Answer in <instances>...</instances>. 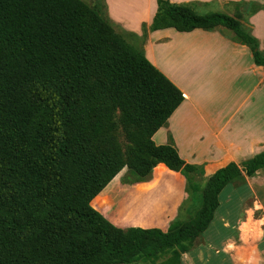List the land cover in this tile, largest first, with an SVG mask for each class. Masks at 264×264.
<instances>
[{"label":"trees","instance_id":"obj_1","mask_svg":"<svg viewBox=\"0 0 264 264\" xmlns=\"http://www.w3.org/2000/svg\"><path fill=\"white\" fill-rule=\"evenodd\" d=\"M157 3L152 30L223 25L252 44L264 66L256 39L234 17ZM183 100L98 6L0 0V264H180L212 221L222 190L264 168L262 151L230 162L202 186L198 166L152 139ZM159 163L198 194L201 206L189 221L176 219L167 231L120 228L92 206L124 168L122 183L133 185L150 180Z\"/></svg>","mask_w":264,"mask_h":264},{"label":"crops","instance_id":"obj_2","mask_svg":"<svg viewBox=\"0 0 264 264\" xmlns=\"http://www.w3.org/2000/svg\"><path fill=\"white\" fill-rule=\"evenodd\" d=\"M169 1L189 5L201 15L224 12L234 17L264 53V0ZM89 3L98 6L115 26L138 35L157 7V0ZM144 51L184 96L153 135L157 145H173L184 161L202 170L204 179L230 162L241 165L264 151V66L254 61L252 44L240 41L223 25L189 32L165 28L149 31ZM158 166L164 171L159 175L154 168L152 178L145 182L117 184L113 179L97 195L107 199L106 206L95 207L93 200L92 206L117 227L167 231L172 221L188 215L187 182L164 163ZM155 179L164 197L160 211L147 215L146 224L127 220L131 209L134 218L138 200ZM236 182L222 190L212 221L194 247L181 255L180 264H264V168L245 175L243 183ZM229 185L232 189L224 194ZM234 201L240 203L238 212L233 210Z\"/></svg>","mask_w":264,"mask_h":264},{"label":"rangeland","instance_id":"obj_3","mask_svg":"<svg viewBox=\"0 0 264 264\" xmlns=\"http://www.w3.org/2000/svg\"><path fill=\"white\" fill-rule=\"evenodd\" d=\"M84 1H86L88 4L91 5V3H89V2H91V0H84ZM91 6H93V5H91ZM155 10H156V12L154 13V15L151 18V20L148 23L143 24V26H142V33H140L139 35L136 34V33H128V31H126V29L124 27H122V25L119 26L120 27L119 28V27L115 26L111 21H110V23L114 26V29H115L116 33L120 36V38L122 39V41L131 44L132 46H134L137 49L141 50L145 54V51H144V43H145V41H146V39L148 37L149 31H152L151 26H152L154 17L156 15L157 11H158V3H157V7H156ZM115 117H116V120H117L118 124L121 125V121H120V118L121 117H120L119 112H116L115 113ZM155 171L159 175L163 172V170H161L159 167H155ZM125 172H126V168H124L114 178V181H116L117 184H123L122 183V178H123ZM196 177H197L198 180L201 181L200 182L201 185L204 186V184L206 182V179L202 178V175H200V174H198ZM239 182L240 181L236 182L235 184L236 185L241 184V182L240 183ZM231 189H232V187H231V185H229V187L224 192V194L228 190H231ZM144 192H145L144 196L140 200H138L139 202L135 206V209H134L135 210V213H134L135 216H134V218H132V211H133V209H131L127 213V220H130L131 222H135V223L146 224V223L149 222V221H145L146 218H147V215H150V214H152L154 212L160 211L161 206H162V203L164 201V197L162 195V189L159 186V180L158 179H155L151 185L145 187ZM196 195H198V194H196L193 191V189H192V191L191 190L188 191V195H187L188 215L186 217V221H189L190 219H192L193 216L195 215V213L197 212V210L201 206V200H197ZM233 203H234V208H233L234 212H238L240 210V208H241L240 203H237L236 204L235 201ZM92 204L95 207H99V208L102 209V208H104L106 206L107 199L106 198H99V196H97L96 198H94ZM131 204H133V200L130 201V204L129 205H131ZM136 211H138V213ZM179 224H181V223H179ZM221 256H224V255H221ZM227 256H229V255H227ZM227 256H226V258H227ZM139 264H142V263H139Z\"/></svg>","mask_w":264,"mask_h":264}]
</instances>
